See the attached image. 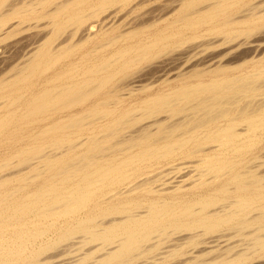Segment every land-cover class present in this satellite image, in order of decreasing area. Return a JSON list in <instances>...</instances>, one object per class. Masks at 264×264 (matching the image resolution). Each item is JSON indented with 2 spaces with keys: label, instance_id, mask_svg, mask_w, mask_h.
Segmentation results:
<instances>
[{
  "label": "bare ground",
  "instance_id": "bare-ground-1",
  "mask_svg": "<svg viewBox=\"0 0 264 264\" xmlns=\"http://www.w3.org/2000/svg\"><path fill=\"white\" fill-rule=\"evenodd\" d=\"M252 1L0 0V264H264Z\"/></svg>",
  "mask_w": 264,
  "mask_h": 264
},
{
  "label": "rangeland",
  "instance_id": "rangeland-1",
  "mask_svg": "<svg viewBox=\"0 0 264 264\" xmlns=\"http://www.w3.org/2000/svg\"><path fill=\"white\" fill-rule=\"evenodd\" d=\"M255 1H257L256 3H260V1L261 0H259V2H258V0H254V1H252L251 3H253L252 5H258V4H256L255 3ZM255 3V4H254ZM152 8H154L153 6H152ZM123 14V12L121 13V15ZM123 16H125L124 14L122 15V17ZM124 18V17H123ZM213 39V38H212ZM210 40V39H209ZM208 42H210V41H205V43L204 44H206V43H208ZM160 86V85H159ZM159 86H157V88L155 87V88H153L152 90H150L149 92H145V93H139L138 94V99H143V98H146L147 96H151V95H153V94H155V92H157V91H159L160 90V88H159ZM151 87V86H150ZM264 137H263V139H262V142H261V144L260 145H257V147L255 148V150L253 151V153H252V155H250L249 156V163H254V162H264ZM261 154H263V155H261ZM260 155V156H259ZM196 162V161H198L197 159H186V160H176V161H174V162H172L171 164H169V165H167V166H164V167H162L161 169H158V170H156V171H154L153 173H151L150 175H149V177L150 178H152V177H154V175H156L155 177H158V176H161L162 177V179H164V182L165 181H167L168 180V182H171L173 179H175L176 177H180V175H182V173H184V175H188V173H190L188 176V178H186V182H189V181H191L193 178H194V176H195V174H196V171H195V169H194V172H191V170H189V168L190 167H194V163L193 162ZM185 163H189V164H184ZM191 163H193V164H191ZM260 164V163H259ZM174 165H176L178 168H176L175 169V167H172L171 168V166H174ZM181 165V166H180ZM181 167V168H180ZM188 167V169L186 170V168ZM170 168V169H169ZM164 169H165V171H164ZM166 169H167V171H166ZM171 169H173V170H171ZM175 169V170H174ZM183 169V170H182ZM185 169V170H184ZM168 170H169V173L170 174H168ZM172 171V173H171V171ZM160 172H162V174L160 173ZM166 172V173H165ZM158 173H159V175H158ZM165 174H166V176H165ZM178 174V175H177ZM158 175V176H157ZM164 175V176H163ZM174 175H176V177L174 176ZM183 175V176H184ZM172 176H174L173 178H172ZM170 179H169V178ZM172 178V179H171ZM228 240V239H227ZM230 240V239H229ZM228 240V241H229ZM235 239H232L231 240V242H230V244H235V243H237L236 242V240L238 241V239H236L235 240V242H233ZM233 242V243H232ZM229 243V242H228ZM210 257H212V256H210ZM208 259H210V258H208ZM193 263H195V264H197V262H193Z\"/></svg>",
  "mask_w": 264,
  "mask_h": 264
}]
</instances>
